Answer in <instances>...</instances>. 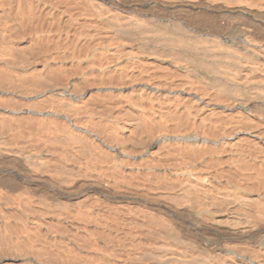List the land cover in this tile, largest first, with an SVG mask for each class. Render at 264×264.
I'll return each instance as SVG.
<instances>
[{"label": "bare ground", "instance_id": "1", "mask_svg": "<svg viewBox=\"0 0 264 264\" xmlns=\"http://www.w3.org/2000/svg\"><path fill=\"white\" fill-rule=\"evenodd\" d=\"M0 61L24 235L59 224L62 264H264V0H0Z\"/></svg>", "mask_w": 264, "mask_h": 264}, {"label": "rangeland", "instance_id": "2", "mask_svg": "<svg viewBox=\"0 0 264 264\" xmlns=\"http://www.w3.org/2000/svg\"><path fill=\"white\" fill-rule=\"evenodd\" d=\"M21 219L15 212L0 214V264H62L60 225H42L37 236L27 237Z\"/></svg>", "mask_w": 264, "mask_h": 264}]
</instances>
